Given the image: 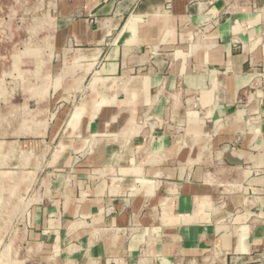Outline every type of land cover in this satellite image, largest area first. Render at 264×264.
I'll use <instances>...</instances> for the list:
<instances>
[{
    "label": "crops",
    "instance_id": "1",
    "mask_svg": "<svg viewBox=\"0 0 264 264\" xmlns=\"http://www.w3.org/2000/svg\"><path fill=\"white\" fill-rule=\"evenodd\" d=\"M49 1L0 53V264H264V0Z\"/></svg>",
    "mask_w": 264,
    "mask_h": 264
},
{
    "label": "rangeland",
    "instance_id": "2",
    "mask_svg": "<svg viewBox=\"0 0 264 264\" xmlns=\"http://www.w3.org/2000/svg\"><path fill=\"white\" fill-rule=\"evenodd\" d=\"M55 2L49 0L10 2L0 0V53L13 54L24 62L40 52L39 45L47 39L45 16L53 15ZM34 7V11H30ZM12 9V11H11ZM53 27L52 21L48 23ZM20 73L26 66L17 67ZM19 73V71H18Z\"/></svg>",
    "mask_w": 264,
    "mask_h": 264
}]
</instances>
